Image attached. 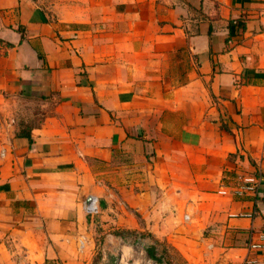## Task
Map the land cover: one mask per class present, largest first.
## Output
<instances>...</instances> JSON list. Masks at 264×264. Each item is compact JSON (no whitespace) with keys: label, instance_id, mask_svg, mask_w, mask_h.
<instances>
[{"label":"crops","instance_id":"obj_1","mask_svg":"<svg viewBox=\"0 0 264 264\" xmlns=\"http://www.w3.org/2000/svg\"><path fill=\"white\" fill-rule=\"evenodd\" d=\"M256 174L264 0H0L2 264H85L99 218L183 220L188 264H264V182L231 194Z\"/></svg>","mask_w":264,"mask_h":264},{"label":"rangeland","instance_id":"obj_2","mask_svg":"<svg viewBox=\"0 0 264 264\" xmlns=\"http://www.w3.org/2000/svg\"><path fill=\"white\" fill-rule=\"evenodd\" d=\"M97 221L98 226H94L90 231L91 239L84 259L85 264H120L121 256L126 250L129 253L123 264H188L168 239L170 233H175L186 225L183 220L173 225L158 226V233L152 231L154 226L147 225L146 221L141 219L140 227L122 230L113 229L114 226L104 229L100 225L101 219ZM159 234H162V238L157 237ZM152 247H155V260L149 258L146 253L147 249Z\"/></svg>","mask_w":264,"mask_h":264},{"label":"built area","instance_id":"obj_3","mask_svg":"<svg viewBox=\"0 0 264 264\" xmlns=\"http://www.w3.org/2000/svg\"><path fill=\"white\" fill-rule=\"evenodd\" d=\"M264 182V178L260 175H243L237 180L235 186L231 189V194L239 198H257L261 186ZM219 193L226 194V190H221ZM256 202V199L254 200ZM86 214L90 216H95L99 213L98 202L96 198L92 197L90 202L85 206ZM238 217H247L253 219L255 217V210L247 213L240 214ZM185 220H188V216H184ZM249 250H257L264 252V231L256 233L255 240H251L248 244Z\"/></svg>","mask_w":264,"mask_h":264},{"label":"trees","instance_id":"obj_4","mask_svg":"<svg viewBox=\"0 0 264 264\" xmlns=\"http://www.w3.org/2000/svg\"><path fill=\"white\" fill-rule=\"evenodd\" d=\"M154 252H155V247L148 248L147 251H146L148 257L155 260V258H154Z\"/></svg>","mask_w":264,"mask_h":264},{"label":"bare ground","instance_id":"obj_5","mask_svg":"<svg viewBox=\"0 0 264 264\" xmlns=\"http://www.w3.org/2000/svg\"><path fill=\"white\" fill-rule=\"evenodd\" d=\"M128 253H129V251L128 250H126L123 254H122V256H121V259H120V264H123L124 262H126V258H127V256H128ZM131 254V253H130ZM132 256V255H131ZM130 256V257H131Z\"/></svg>","mask_w":264,"mask_h":264}]
</instances>
